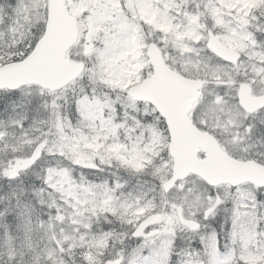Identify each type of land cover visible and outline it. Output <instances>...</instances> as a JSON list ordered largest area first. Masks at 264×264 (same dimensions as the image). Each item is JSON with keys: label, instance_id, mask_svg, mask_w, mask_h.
I'll use <instances>...</instances> for the list:
<instances>
[{"label": "snow or ice", "instance_id": "1", "mask_svg": "<svg viewBox=\"0 0 264 264\" xmlns=\"http://www.w3.org/2000/svg\"><path fill=\"white\" fill-rule=\"evenodd\" d=\"M0 264H264V0H0Z\"/></svg>", "mask_w": 264, "mask_h": 264}, {"label": "water", "instance_id": "2", "mask_svg": "<svg viewBox=\"0 0 264 264\" xmlns=\"http://www.w3.org/2000/svg\"><path fill=\"white\" fill-rule=\"evenodd\" d=\"M188 142H189V143H191V141H190V140H189Z\"/></svg>", "mask_w": 264, "mask_h": 264}]
</instances>
